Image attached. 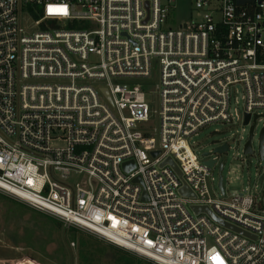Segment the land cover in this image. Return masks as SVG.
Returning <instances> with one entry per match:
<instances>
[{
  "label": "built area",
  "instance_id": "obj_1",
  "mask_svg": "<svg viewBox=\"0 0 264 264\" xmlns=\"http://www.w3.org/2000/svg\"><path fill=\"white\" fill-rule=\"evenodd\" d=\"M173 3L0 0V193L154 264H264V186L218 198L190 140L264 118V0H193L176 28ZM153 63L158 130L134 84Z\"/></svg>",
  "mask_w": 264,
  "mask_h": 264
},
{
  "label": "rangeland",
  "instance_id": "obj_2",
  "mask_svg": "<svg viewBox=\"0 0 264 264\" xmlns=\"http://www.w3.org/2000/svg\"><path fill=\"white\" fill-rule=\"evenodd\" d=\"M195 18L193 0H174L166 26L176 28ZM19 20L25 27L32 25V20L23 13L19 14ZM157 82L158 70L155 63L152 64L149 80L134 81L135 85H141L145 91L150 114L149 125L155 130L159 128V96L155 90ZM233 99L232 107L238 109L241 118L240 93H235ZM241 122L240 119L233 124L213 123L190 139L200 160L211 157H202V154L211 150L214 144H227L226 152L215 155L217 164L213 168L218 175V165H222L220 175L225 190L223 196L216 188L218 176L215 182V194L221 199H229L234 193L253 194L264 186V149L263 158L260 159L257 148V134L264 118L256 123L251 141L253 152L246 155L243 154V145L247 139L249 124L243 126ZM80 238L87 240L94 250L95 254L93 257L90 255L89 261L82 260L77 251ZM70 242L74 243L73 247H70ZM123 256L129 258L130 264H154L86 231L64 226L56 219L0 193V264H123L119 261Z\"/></svg>",
  "mask_w": 264,
  "mask_h": 264
},
{
  "label": "water",
  "instance_id": "obj_3",
  "mask_svg": "<svg viewBox=\"0 0 264 264\" xmlns=\"http://www.w3.org/2000/svg\"><path fill=\"white\" fill-rule=\"evenodd\" d=\"M101 92L103 93V95L105 96V98L109 101V96L107 94V91L105 89H101ZM257 115H253L252 116V120H251V123L249 124V129H248V138L245 140V143L243 145V154L246 155V154H251L252 153V145H251V137H252V130L254 128V125L256 123V119H257ZM248 121H249V114H244V118H243V121H242V124L245 126V125H248ZM263 141H264V123L262 124V127L260 128L259 130V133H258V153H259V157L260 159H262V144H263ZM215 143V142H214ZM228 149V146L227 144L225 143H216L213 145L212 149L209 150V151H206L202 154V157H208V156H214L215 154H221V153H224L226 152ZM157 152H152V155H156ZM215 162V159L213 157H208L207 160L204 161V163L211 167ZM169 164L172 169L175 170V172L179 175L180 172L178 170V168L176 167L175 163L170 159V158H167L165 159L161 165L163 164ZM127 165H123V167H126ZM221 169V165L218 167V170ZM134 181L136 182H139V178H135ZM218 186L221 187V176L218 175ZM179 192L181 195H184V196H192L191 193H189L187 191V189L185 187H181L179 189ZM142 196L143 198H145V193L143 192L142 193ZM262 205H264V199L262 201ZM191 208L193 209L194 212L196 213H205L208 217H210L212 220H214L215 222H218L226 227H229L231 229H233L234 231L240 233V234H243V235H247L245 232H243L242 230L238 229V228H235V227H232L224 222H221L220 220H218V218L213 214V212L208 209L207 207L205 206H191Z\"/></svg>",
  "mask_w": 264,
  "mask_h": 264
},
{
  "label": "trees",
  "instance_id": "obj_4",
  "mask_svg": "<svg viewBox=\"0 0 264 264\" xmlns=\"http://www.w3.org/2000/svg\"><path fill=\"white\" fill-rule=\"evenodd\" d=\"M35 17V16H34ZM78 253L82 256V260L84 261H89L90 259V255L93 257L94 250L92 249V247L90 246L89 242L87 240H84L83 238H80L78 240ZM123 264H130L131 261L129 260V258L127 256H123L121 258H119Z\"/></svg>",
  "mask_w": 264,
  "mask_h": 264
},
{
  "label": "flooded vegetation",
  "instance_id": "obj_5",
  "mask_svg": "<svg viewBox=\"0 0 264 264\" xmlns=\"http://www.w3.org/2000/svg\"><path fill=\"white\" fill-rule=\"evenodd\" d=\"M254 129H255V125H254V128L252 130V137H251V141H252V138L254 137ZM259 133V132H258ZM247 138H248V134H247ZM257 142H258V134H257ZM262 158H263V149H264V141H263V144H262ZM258 148V147H257ZM253 152V151H252Z\"/></svg>",
  "mask_w": 264,
  "mask_h": 264
}]
</instances>
